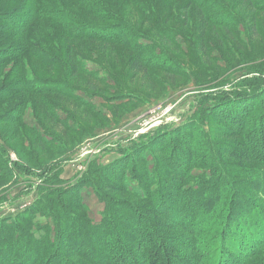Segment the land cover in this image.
Segmentation results:
<instances>
[{
    "label": "rangeland",
    "instance_id": "rangeland-1",
    "mask_svg": "<svg viewBox=\"0 0 264 264\" xmlns=\"http://www.w3.org/2000/svg\"><path fill=\"white\" fill-rule=\"evenodd\" d=\"M166 1L174 33L72 43V78L57 27L0 26V264L97 262L136 221L167 227L157 239L189 264L231 251L250 221L264 231V0H200L228 23L202 40L187 0Z\"/></svg>",
    "mask_w": 264,
    "mask_h": 264
},
{
    "label": "trees",
    "instance_id": "trees-1",
    "mask_svg": "<svg viewBox=\"0 0 264 264\" xmlns=\"http://www.w3.org/2000/svg\"><path fill=\"white\" fill-rule=\"evenodd\" d=\"M0 1V9L3 11L13 10L21 4V0ZM30 1L31 2L23 5L24 12L22 11L23 13L20 12V14H23L21 16L24 17L20 20L15 19L17 23H12L8 18H4L0 20V26H6L10 30L27 29L34 24L36 20H42L48 21L50 24L57 27L60 35L67 40V47L63 49V58L68 69V71L64 73L65 78H72L76 74H81L83 72L78 66L79 63L75 60V55L71 47L72 43L78 44L87 42L89 44L100 43L105 45L108 43L110 45H117L122 41L124 44L120 45H126L131 43L129 39H126L127 37H136L135 35L140 33L148 36L158 34L160 37H163V35L167 33L165 31L174 33V29L168 26L169 23H172L171 13L166 17L164 16L165 20H163V23H160V16L162 15L163 9L165 8V10H167L174 4L170 1H166V4L162 6L160 5V0H120L119 4L117 0ZM43 1L57 9H52L51 13H43V10L40 9L44 3ZM199 1L200 0H187L186 5L182 6L180 9L187 10L188 8H193V13L195 15L194 20H196V23L202 29L200 40L203 38L206 26H217L227 29V20H212V18L207 15L210 7H204V5L199 4ZM254 2L255 0H243L239 8L242 10L245 7L244 5L247 4L249 7L255 6L254 8L257 10H262L255 5ZM42 7L45 8V6ZM5 15L6 14H3V16ZM132 17L135 19L134 23L131 20L133 19ZM252 21H255L254 17ZM109 22L115 24L108 25L107 23ZM115 28L117 29L114 31V37L112 35H107V33H103ZM38 50L44 53V51ZM47 54L48 53L37 55L35 53L33 56H35L40 63L48 58ZM54 60L55 59H53L52 62L47 61L45 64L47 66H52ZM51 88H54V86L51 85ZM28 91L37 94L48 93L45 87H29ZM237 153L242 155L244 160H247L245 152ZM144 215L149 216L150 213L147 212ZM144 215L143 217L146 218ZM134 224L136 225L132 223V225L130 224V226H127L131 228V231L136 235V239L135 237H124L123 234L118 231L119 234L115 237V240L113 242L110 240L106 243L108 248H110V250L112 249L110 255L108 253L104 254V256L101 254L100 259L96 260L97 262H90L87 260L86 262L88 264H143V262L144 264H172L174 261H177V264H189V261L185 260L183 262L181 260L182 256L172 257L171 248L173 247L169 246L166 248L160 243L159 239H157L158 234H165L167 227L164 229V225H159V223L155 224L152 221H136ZM246 226L247 229H243L239 236H237L235 247H232L231 251L228 252L224 249L221 250L224 253L223 255L218 252L209 253L208 255L205 254L204 257L200 259L195 257L193 258L194 260L192 258L191 260L194 261L195 264H251L254 260H256V264H264V231L261 230L263 225L258 223V221H250ZM133 242L136 243L134 244ZM133 245L139 246V248L149 245L150 249L148 255L146 254V258L141 256L138 261L131 255L130 250ZM260 253L263 255H259ZM243 259L247 261L245 262Z\"/></svg>",
    "mask_w": 264,
    "mask_h": 264
}]
</instances>
